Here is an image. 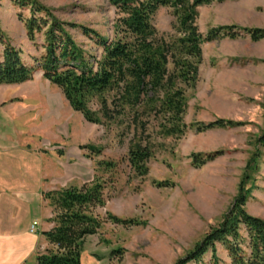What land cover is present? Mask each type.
Instances as JSON below:
<instances>
[{
  "label": "rangeland",
  "instance_id": "374dc122",
  "mask_svg": "<svg viewBox=\"0 0 264 264\" xmlns=\"http://www.w3.org/2000/svg\"><path fill=\"white\" fill-rule=\"evenodd\" d=\"M37 1L63 22L105 38L112 36L116 15L106 0ZM18 14L22 19L29 17L13 0H0V30L22 61L33 66L34 59L44 54L42 37L36 35L35 41H29ZM152 23L159 34H174L175 19L169 8H160ZM196 25L202 36L218 26L264 29V0H226L202 6ZM71 33L87 52L100 56L93 41L79 31ZM240 34L238 39L222 37L201 45L196 88L185 91L184 135L163 138L151 121L147 135L141 137L153 150L144 177L136 176L126 160L132 139L126 120L88 123L40 70L24 83L0 85V166L13 176L7 177L10 185L25 184V198L33 197L38 185L34 211L39 217L32 216L31 222L53 225L44 193L79 187L95 177L108 184L105 205L95 211L103 222L86 238L81 264H174L218 227L243 192H247L245 211L264 220V38L252 41ZM90 107L98 109L96 104ZM217 119L237 125L196 131V124ZM192 154L216 157L195 167ZM99 162H113L115 169L103 170ZM26 170L30 178L22 175L19 179V173ZM34 178L38 184H33ZM10 211L15 221L28 213L16 205ZM106 214L134 223L114 224ZM28 222V217L23 219V225ZM48 248L44 240L36 244L32 258ZM216 249L219 258L228 262L223 247L216 244ZM209 257L198 264H208Z\"/></svg>",
  "mask_w": 264,
  "mask_h": 264
},
{
  "label": "trees",
  "instance_id": "16d2710c",
  "mask_svg": "<svg viewBox=\"0 0 264 264\" xmlns=\"http://www.w3.org/2000/svg\"><path fill=\"white\" fill-rule=\"evenodd\" d=\"M106 1L116 15L111 38L59 20L37 0H13L19 10L28 11L29 17L22 19L18 14L19 20L24 23L29 41H35L36 35L42 37L44 54L34 59L35 65H26L20 52L0 30V85L24 83L34 71L40 70L43 78L59 88L72 110L88 123L103 125L126 120L132 131L126 160L136 176L144 177L153 150L150 142H143L141 137L147 135L151 121L163 138L179 139L184 135L185 91L196 88L202 61L201 45L222 37L238 39L240 32L258 41L264 38V29L218 26L202 36L196 25L198 9L226 0ZM160 8L171 10L175 19L173 35L159 34L152 23ZM71 31H79L93 41L101 51L100 56L87 52L75 41ZM90 104H96L98 109L92 110ZM235 125L232 121L217 119L196 124L195 129L202 132ZM83 148L100 152L93 146ZM215 157L216 154H192L191 160L199 167ZM98 165L106 171L115 169L113 162ZM107 186L106 181L95 177L79 187L44 194L53 225L42 233L49 248L36 255L34 264H81L86 238L94 235L103 222L95 211L105 205ZM243 193L234 199L218 227L206 233L174 264H198L207 255L210 256L208 264H264V220L245 211L247 192ZM106 219L125 226L134 223L110 214H106ZM216 244L226 251L228 262L219 258Z\"/></svg>",
  "mask_w": 264,
  "mask_h": 264
},
{
  "label": "crops",
  "instance_id": "0c3cea01",
  "mask_svg": "<svg viewBox=\"0 0 264 264\" xmlns=\"http://www.w3.org/2000/svg\"><path fill=\"white\" fill-rule=\"evenodd\" d=\"M1 161L2 158H0V165ZM29 174L30 173L26 170L25 173H19L17 177L21 179L23 177L22 175H24L25 177L27 176V178H30L28 177ZM7 177L13 178L9 172L0 166V264H28L27 262L29 258L31 259L30 264H34L37 254L34 258L32 257L36 244L43 240L45 241L42 233L48 231L51 226L45 223L42 225L38 224V232L36 234L29 233V227L32 224L30 218L35 215L39 217V214L34 211L38 185L32 194L33 197L28 199V197L25 198L23 192V189L26 188L24 187L25 184L22 181H18L14 182L15 185L12 183V185H14L12 186ZM35 181L36 178H34L33 184L37 183V181ZM13 205H16L18 208L23 207L28 212L24 216V218H29V222L26 225H23L24 218L18 221L13 219V213L10 211L12 210ZM7 208L9 209V213L7 212Z\"/></svg>",
  "mask_w": 264,
  "mask_h": 264
},
{
  "label": "built area",
  "instance_id": "2783aa9c",
  "mask_svg": "<svg viewBox=\"0 0 264 264\" xmlns=\"http://www.w3.org/2000/svg\"><path fill=\"white\" fill-rule=\"evenodd\" d=\"M37 222H32V224L29 227V233L35 234L37 233Z\"/></svg>",
  "mask_w": 264,
  "mask_h": 264
}]
</instances>
